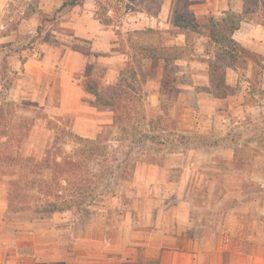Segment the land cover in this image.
I'll list each match as a JSON object with an SVG mask.
<instances>
[{"label":"rangeland","instance_id":"374dc122","mask_svg":"<svg viewBox=\"0 0 264 264\" xmlns=\"http://www.w3.org/2000/svg\"><path fill=\"white\" fill-rule=\"evenodd\" d=\"M17 1L30 3L15 4L0 21V114L12 133L0 138V149L39 165L48 154H70L85 162L96 188L82 204L52 212L39 206L46 194L22 183L11 201L9 181L19 172L0 168V264H178L191 262L190 250L196 264H213L215 231L219 242L228 239V260L241 249L247 264L256 257L264 264V60L213 71L229 25L220 23V42L203 35L217 28L213 20L185 42L174 26L183 0H78L61 11L65 0ZM44 1L63 2L42 31L20 28ZM190 6L219 20L240 12L243 0ZM89 10L111 23L100 21L103 32L83 38L68 22ZM233 34L264 52L263 25L245 19ZM142 45L156 47L157 65L141 59ZM88 63L133 95L122 124L97 130L96 114L85 108L94 97L83 95L76 107V91H65L71 79L83 86ZM29 175L50 180L52 172ZM189 207L193 223H177Z\"/></svg>","mask_w":264,"mask_h":264},{"label":"trees","instance_id":"16d2710c","mask_svg":"<svg viewBox=\"0 0 264 264\" xmlns=\"http://www.w3.org/2000/svg\"><path fill=\"white\" fill-rule=\"evenodd\" d=\"M183 1V9L176 11L174 26L183 30L182 33L185 34L187 43L189 41V33L201 30L204 25L203 23L206 21L213 20L217 28L209 31L208 34H201L210 39L216 37L218 39L215 41L219 42L222 39L223 30L220 23L223 22V24L229 25L226 43L224 42L220 45L212 54L214 60L210 65H213V71L217 69L216 67L222 65L224 66L225 74L228 67L239 64L242 59L254 62H259L261 59L264 60V53L252 50L232 37L233 32L245 19H252L264 26V0H243V7L240 12L232 11L227 14V17H222L219 20H215L214 17H207L206 15L202 18L198 17L190 6V0ZM82 3L83 1L78 0H65L57 11H61L67 6L74 7ZM99 19L104 24L111 23L109 18L103 19L99 17ZM45 21H49L48 13H43L42 15L41 23L38 26L39 32L42 31ZM139 48L141 59L151 60L153 65H157L159 55L156 52V47L142 45ZM122 53L128 54L125 47ZM175 58L177 59L178 57ZM163 59L167 60L168 58L164 57ZM93 68V63L86 65L83 83L84 89L94 96V105L100 109L112 110L113 124L120 125L130 115L133 95H130L127 88L121 83L107 84L104 82L102 77L93 73ZM224 78L225 75H223V80H225ZM0 122V138L2 136L11 138L12 133L9 131L10 123L3 114H0ZM2 167H6L11 177L16 176L17 172H19V178H11L9 181V198L11 201L21 196V187L19 189V186L22 183L26 189H33L35 187L38 191L46 194V200L39 203V206H44L45 210L52 212L70 210L74 206L82 204L87 199L88 193L96 188V182L89 176L85 162L61 151L55 152L53 159L48 154L42 164L39 165L33 162V160L19 158L13 153H3L0 149V168ZM45 168L52 172L50 180L36 179L29 175L30 172H38L40 169Z\"/></svg>","mask_w":264,"mask_h":264},{"label":"crops","instance_id":"0c3cea01","mask_svg":"<svg viewBox=\"0 0 264 264\" xmlns=\"http://www.w3.org/2000/svg\"><path fill=\"white\" fill-rule=\"evenodd\" d=\"M30 3V1H17V0H0V21L2 20L3 16L8 12L11 13L13 6L16 4L18 7H20V9L24 8V3ZM34 4V1H31ZM63 1H44L39 5V10L38 11H33V14H31V16L28 17H23L22 18V22H21V27L23 30H25L26 28H35L38 27L39 24L41 23L42 20V15L43 13H50L55 11V9L57 8V6L60 5V3ZM63 4V3H62ZM88 3H86L87 5ZM90 6V5H89ZM71 23V25L73 26L74 30H75V34L77 36H81L83 38H94L97 37L98 34H100L101 32H103L104 28L101 25V22L96 19L93 16V12L91 10L89 11H85L83 13V15L81 17H79L78 19H76L75 21H71L68 22ZM262 25V24H261ZM25 27V28H24ZM184 34V33H183ZM185 35V34H184ZM232 37L237 40L234 37V34L232 35ZM186 38V36H185ZM238 42H240L239 40H237ZM186 42V39H185ZM241 43V42H240ZM242 45L255 50V47H252L250 45H246L241 43ZM258 52V51H257ZM264 53V52H263ZM36 61V59L33 57H30L27 62H26V66L32 65L34 62ZM113 71H116V68L112 69ZM113 78V79H112ZM114 78H116V76L114 77V75L111 76H106L103 80L104 82H106L107 84L109 83H115ZM65 91H76L77 93V97H74L73 99V104L76 107L82 106L83 107V95H87L89 94L83 86L79 85L77 83V80H69L66 81L65 83ZM94 97V96H93ZM75 107V108H76ZM87 108L86 110H88L87 112L92 113V114H96V118L94 119V117H90L92 119H90L91 121H95V125L97 126V130L102 127V124H106V123H110L113 122V111L112 110H108V109H100L98 108L96 105L92 104L89 107H85ZM96 128V127H95ZM90 132H92V130L86 131L87 135H92L90 134ZM174 207H170V208H165V210L167 212H170L171 210H174ZM184 210L183 212H185L186 214L182 217L180 216L177 219V223L181 224V223H193V218L191 217V208H185L182 209ZM184 214V213H183ZM218 230V229H217ZM218 231H215L214 237H213V264H234V258L237 259H241V263L240 264H247L246 261V257L244 256V253L241 249H237L236 252L241 253L242 255L240 257H236L232 255V257L230 258V260L227 259L226 257V252L228 251L226 245L227 244V240H223L222 243L219 242L217 239L218 235H217ZM179 244H172L169 246H175V247H179ZM227 250V251H226ZM191 252H189L192 260L191 262H186V261H181L178 264H196V257L198 256V253L190 250ZM232 251V250H231ZM228 256V255H227ZM255 260V264H259L258 262H260L259 257H256L253 259V261ZM212 264V261H211Z\"/></svg>","mask_w":264,"mask_h":264}]
</instances>
